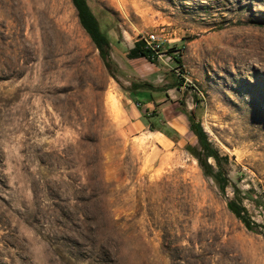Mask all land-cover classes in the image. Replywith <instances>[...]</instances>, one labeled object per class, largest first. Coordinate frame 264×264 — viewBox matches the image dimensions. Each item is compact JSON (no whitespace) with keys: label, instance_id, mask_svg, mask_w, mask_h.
<instances>
[{"label":"rangeland","instance_id":"1","mask_svg":"<svg viewBox=\"0 0 264 264\" xmlns=\"http://www.w3.org/2000/svg\"><path fill=\"white\" fill-rule=\"evenodd\" d=\"M88 4L123 86L184 87L138 108L71 0H0V264H264V0ZM149 33L166 40L157 65L129 58ZM180 103L228 156L258 233L186 150ZM153 111L176 141L145 124Z\"/></svg>","mask_w":264,"mask_h":264},{"label":"trees","instance_id":"2","mask_svg":"<svg viewBox=\"0 0 264 264\" xmlns=\"http://www.w3.org/2000/svg\"><path fill=\"white\" fill-rule=\"evenodd\" d=\"M71 2L77 11L80 25L91 39L95 48L99 51L100 58L105 68L108 70L109 75L125 92L131 94L133 98L136 99L135 103L138 108H141L142 104H144L143 99L145 97H147L149 102H151V99L153 98L152 93H164L166 97H168V91L174 89L180 90L181 87H184V84L177 82V80L173 81L168 86L161 88L146 82H133L130 87L123 86V84H121L118 80L117 74L120 72V67L112 57V46L110 40L101 30L100 23L92 12L88 4V0H71ZM180 51L181 50L177 48H172L166 54L178 65V69L181 68V71L184 73L182 55L178 53ZM162 53L163 52L161 50L159 54ZM176 53H178V55H176ZM129 58L132 60L146 59L155 65H157L158 62V54H155L153 51L147 49L144 42L137 43L135 47L130 50ZM195 99L197 102L199 101L197 96ZM180 111L187 117L189 130L198 141V146L188 144L186 146V150L196 158L204 175L213 179L217 183L219 190L223 195L227 194L228 188H234V197L232 199H228L227 203L229 210L245 225L249 231L258 233L261 226L249 217L243 198L240 196V188L235 186L228 176V156H222L213 146L202 123L197 120L194 111H189L185 103H180ZM143 120L152 132H160L173 141L178 139L179 133L175 129L171 128L167 124H160L161 115L156 111L151 113L146 112V114L143 115ZM254 201L258 208L264 205L261 198H257Z\"/></svg>","mask_w":264,"mask_h":264},{"label":"built area","instance_id":"3","mask_svg":"<svg viewBox=\"0 0 264 264\" xmlns=\"http://www.w3.org/2000/svg\"><path fill=\"white\" fill-rule=\"evenodd\" d=\"M165 43H166L165 38L156 34V33L147 34V36L145 37V40H144L145 47L147 49L153 51L155 54H158V60L162 59L163 55H165L164 53L159 54V52L161 50L163 52V48H164ZM182 51L183 50L181 49V51L178 53H181ZM178 53H176V55H178Z\"/></svg>","mask_w":264,"mask_h":264}]
</instances>
